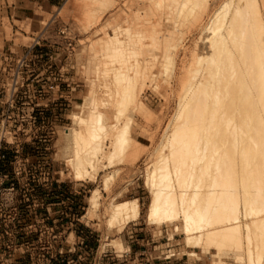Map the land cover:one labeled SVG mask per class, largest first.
Returning a JSON list of instances; mask_svg holds the SVG:
<instances>
[{"label": "bare ground", "instance_id": "obj_1", "mask_svg": "<svg viewBox=\"0 0 264 264\" xmlns=\"http://www.w3.org/2000/svg\"><path fill=\"white\" fill-rule=\"evenodd\" d=\"M147 2L149 9L177 13L176 23L178 13L187 20V14L212 6V0ZM202 32L207 34L193 50L195 66L182 80L171 123L144 173L150 194L145 219L158 226L178 223L175 230L184 234L185 248L201 249L215 258L212 264H223V255L232 249L238 264H264V0H223ZM118 33L103 43H122ZM145 68L137 63L132 78L123 77L125 71L121 82L116 77L121 89L112 103L116 118L126 116L123 123L92 111L91 90L81 111L71 113L65 160L76 180L95 181L101 170L115 167L103 177L107 190L120 172L116 165L138 151L133 111L151 115L134 90ZM117 195L104 206V214L107 230L122 233L140 218L142 207L138 197L118 200ZM101 198L94 188L85 219L98 215ZM109 245L125 248L120 237L107 239Z\"/></svg>", "mask_w": 264, "mask_h": 264}, {"label": "rangeland", "instance_id": "obj_2", "mask_svg": "<svg viewBox=\"0 0 264 264\" xmlns=\"http://www.w3.org/2000/svg\"><path fill=\"white\" fill-rule=\"evenodd\" d=\"M70 1L63 0L58 7H53L51 12L37 8L32 19L15 21L12 26L8 17L1 15L2 8L12 0H0V34H4L8 40L6 49L0 47V89L8 88L12 70L18 58L24 55L22 47H33L38 38H42L46 43L55 40L54 43L60 45L58 40L61 36H66L68 40L65 50L73 59L71 69L76 71L82 89L74 97L67 115L59 118L60 121H56L58 123L54 126L45 120L44 123L39 120L34 123L28 103L25 106L19 104L11 110L12 122L9 130H12L16 139L9 137L8 140H16V144L8 151L7 158L0 160V215H17L25 221L15 228L10 225L7 227L10 232L19 231L15 234L18 247L9 246L14 240L7 237L2 239L0 264H119L124 261L126 241L122 233L107 230L104 206L117 194H120L117 195L118 200L138 197L142 211L140 219L133 222L149 224L145 214L150 194L144 173L171 123L177 108L182 80L189 77V69L195 66L193 50L202 44V38L207 34H204L202 29L204 31L212 12L223 2L212 0L209 10L201 8L200 11L199 8L197 13L193 11L189 14L194 16L196 13L193 18L187 14L184 18L188 21L179 19L181 15L178 13L176 23L175 13L162 12V9L156 7H150V11L147 0H80L84 3L82 10L71 7ZM175 15L177 16V13ZM191 20L194 21L191 23ZM115 33L119 34L122 43L113 42L111 45L110 42L105 45L107 40H112V34ZM69 43L71 46H68ZM114 48L121 49L123 54ZM167 61L169 65L166 64ZM137 63H140L142 68H145V65L148 67L145 68L146 76L138 75L134 90L138 93V99L144 101L151 111L150 116L138 110L133 111V120L136 123L133 126V135L138 139V151L131 152L132 155L128 154V157H124L123 161L116 165L120 172L114 176L107 190L103 189V177L112 173L115 167L101 170L95 181L76 180L65 160L70 154L67 147L69 141L65 138L66 128L72 123L71 113L81 111V104L91 90L92 109L94 108L92 111L107 114L111 123H123L127 119L126 116L122 115L120 120L116 118L117 108L112 102L116 101L115 95L117 96V91L121 89V79L130 76L132 78L135 74L132 71ZM167 66L174 70H167ZM122 71L126 74L122 75L123 77L120 74ZM26 84V94L21 95L23 98H19V102H29L34 98L28 79ZM140 87L142 89H139ZM130 110H133L132 107ZM60 113L61 110L55 114L50 112L53 117ZM46 136L47 141H44ZM16 149L19 152H16ZM12 185L13 191L9 189ZM94 188H99L102 192L101 211L91 219H85L84 215L89 207L88 198ZM75 198L83 200L74 206L77 202ZM67 214L79 217L83 215L82 219L86 221L95 220L92 226L100 230L102 237L97 241L94 253L88 254L84 248H79L75 244L78 243V238L73 234L68 237L69 233L62 222H52L46 217ZM175 224L153 225L158 229L155 236L162 237V231L167 230V245L182 246L185 249L184 234L180 229L175 230ZM116 237H120L125 248L118 250L111 245L106 246L107 239ZM112 249L117 253H113ZM198 250L201 252L199 256H203L201 261L205 262L204 264H211L215 259L201 249ZM211 251L213 254L217 253L215 249ZM228 252L230 254L223 255V264H238L234 258L236 252L233 249Z\"/></svg>", "mask_w": 264, "mask_h": 264}, {"label": "crops", "instance_id": "obj_3", "mask_svg": "<svg viewBox=\"0 0 264 264\" xmlns=\"http://www.w3.org/2000/svg\"><path fill=\"white\" fill-rule=\"evenodd\" d=\"M63 0H12L7 3L1 11L2 17L7 16L12 26L15 21H29L34 17L36 9L41 8L51 12L53 7H58ZM71 0L70 5L73 8L82 10L84 3L79 0ZM80 3V4H78ZM58 40L60 45H56L55 40H49L47 43L42 38L37 39L33 47H22L23 54L28 53L30 59V68L27 73V79L30 81L31 91H37V101L39 106L36 109L38 120L44 123L48 121L50 125H56L67 115L72 106L73 99L77 93L81 92L79 77L76 71H73L71 62L73 59L65 50L68 40L66 36H61ZM4 49L8 46V40L4 34H0V47ZM1 58V57H0ZM73 82L75 85H72ZM3 90L0 89V108L3 101ZM62 113L58 116H51L50 112ZM76 112V111H75ZM45 114L47 116H45ZM52 119V121H50ZM45 120V121H44ZM58 121V122H56ZM81 194L80 191H77ZM77 202L74 206L79 205L83 200L75 198ZM83 216V215H82ZM79 215H50L47 220L52 222H62L67 228L68 233H72L82 243L85 251L94 253L97 241L102 237L100 230L95 229L92 223L95 220L86 221ZM140 219V218H139ZM138 219V220H139ZM46 220V219H44ZM158 226V225H156ZM143 222H131L122 232L126 241L127 250L124 252V259L128 264H204L203 256H199L198 248H188L178 246H168L169 239L166 240L167 230H163L162 237L155 236L158 231L157 227ZM124 244V242H123ZM125 246V245H124ZM184 250V251H183ZM187 250V251H186ZM117 253L116 250H111ZM189 252H192L189 255ZM212 264V263H211Z\"/></svg>", "mask_w": 264, "mask_h": 264}, {"label": "built area", "instance_id": "obj_4", "mask_svg": "<svg viewBox=\"0 0 264 264\" xmlns=\"http://www.w3.org/2000/svg\"><path fill=\"white\" fill-rule=\"evenodd\" d=\"M68 46H71V43H69ZM30 59H29V54L25 53L24 55L20 56L17 60L15 68L12 70V73L8 79L9 81V86L8 88L2 87L3 90V108L1 112V117H0V160L4 161V159L7 158L8 151L12 150L13 146L16 144V140L9 141V137H14L15 135L12 134V130H9L10 123L12 122V115H11V110L12 108H15L17 105L20 104V106H25L26 103H28L31 107V117L32 121L34 123H37L38 116L37 114L35 115L36 109L39 106V101H37V91H34V98L29 101V102H19V98H23L22 94H26V89H27V73L30 68ZM22 95V96H21ZM41 95V93L39 94ZM18 100V101H17ZM31 103V104H30ZM15 138V137H14ZM16 139V138H15ZM47 141V136L45 137V140ZM16 152H19L18 149L15 150ZM1 171H0V178H1ZM10 190H14V185H12ZM25 219H21L20 216L17 215H10V216H5V215H0V249L3 248V241L2 239L4 238H9L11 241L10 247H18L16 244V235L18 234L19 231H12L10 232L7 227L13 226L15 228L20 222H24ZM53 230V228H52ZM17 232V233H16ZM66 232V231H65ZM62 234V233H60ZM72 233L68 234V237ZM67 236V235H66ZM56 237V235H55ZM66 241L68 239L66 238ZM78 246H83V242L81 243H75ZM69 245H71L69 243ZM72 247V246H71ZM75 249V245L73 246ZM71 249V248H70ZM127 260L124 259V261L120 262L119 264H127Z\"/></svg>", "mask_w": 264, "mask_h": 264}]
</instances>
